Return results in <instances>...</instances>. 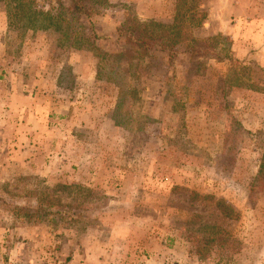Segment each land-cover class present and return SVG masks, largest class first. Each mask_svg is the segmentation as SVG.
I'll use <instances>...</instances> for the list:
<instances>
[{
    "label": "rangeland",
    "instance_id": "374dc122",
    "mask_svg": "<svg viewBox=\"0 0 264 264\" xmlns=\"http://www.w3.org/2000/svg\"><path fill=\"white\" fill-rule=\"evenodd\" d=\"M101 2L114 36L134 6ZM236 2L234 66L95 57L0 1V264H264V0Z\"/></svg>",
    "mask_w": 264,
    "mask_h": 264
},
{
    "label": "trees",
    "instance_id": "16d2710c",
    "mask_svg": "<svg viewBox=\"0 0 264 264\" xmlns=\"http://www.w3.org/2000/svg\"><path fill=\"white\" fill-rule=\"evenodd\" d=\"M31 1L13 0L14 8L11 10V16L17 18L25 29L51 30L64 38L68 47L78 50L84 48L94 51V54L99 50L98 42L104 38L96 34L92 16L96 5L101 4V1L107 5V0H55L57 11L54 14L34 8ZM205 19L206 13L200 9V0H176L174 16L170 24L155 21L141 22L134 14H130L127 17L128 21L126 20L116 29L117 40H123L127 45L118 53L117 58H123L132 64V61L140 62L146 58L153 60L151 55L160 52L167 55L170 63L182 54L193 61L213 59L217 62L228 61L234 66L240 64L230 55L232 42L228 37L222 34L203 36L202 25ZM197 64L199 67L201 62ZM191 67H194L193 63ZM61 80L62 77L59 83ZM236 82L237 87L255 90L253 86H243L240 79ZM220 203L221 200L217 202ZM37 207L39 208L35 210L29 207L23 209L22 206L18 209L26 210L23 215L30 219L34 213L39 218L47 215L50 206L39 204ZM53 213L61 215L62 211L57 210Z\"/></svg>",
    "mask_w": 264,
    "mask_h": 264
},
{
    "label": "crops",
    "instance_id": "0c3cea01",
    "mask_svg": "<svg viewBox=\"0 0 264 264\" xmlns=\"http://www.w3.org/2000/svg\"><path fill=\"white\" fill-rule=\"evenodd\" d=\"M108 3L117 4L125 3L131 4L134 6V15L141 22L155 21L162 24H170L174 16V8L176 0H107ZM236 0H200V9L206 13V19L202 25L203 36H214L222 34L228 36L232 33L234 25L231 23L235 18L236 14ZM108 15V14H107ZM110 17V15L105 16ZM116 33V29L114 30ZM229 38V37H228ZM104 39L107 40L108 47L112 44H118L116 34L114 36H105ZM103 40V39H102ZM84 49V48H82ZM78 50V49H76ZM81 50V49H79ZM90 55L97 56L94 54V51H88L84 49ZM232 51V46H231ZM231 55V53H230ZM98 57V56H97ZM48 95L44 96L43 100L37 101L36 106H42L44 103L45 106H48ZM52 97V96H51ZM58 102V100H56ZM34 103V102H32ZM61 110V109H60ZM69 111V110H68Z\"/></svg>",
    "mask_w": 264,
    "mask_h": 264
}]
</instances>
